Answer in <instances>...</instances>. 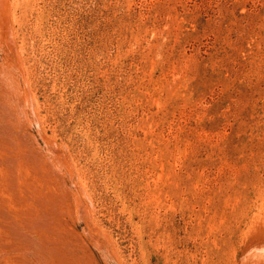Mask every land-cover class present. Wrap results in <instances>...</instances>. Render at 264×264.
<instances>
[{"label":"rangeland","instance_id":"374dc122","mask_svg":"<svg viewBox=\"0 0 264 264\" xmlns=\"http://www.w3.org/2000/svg\"><path fill=\"white\" fill-rule=\"evenodd\" d=\"M0 264H264V0H0Z\"/></svg>","mask_w":264,"mask_h":264}]
</instances>
